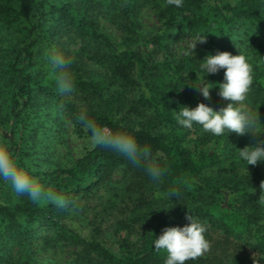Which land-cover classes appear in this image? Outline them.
Segmentation results:
<instances>
[{
	"label": "trees",
	"instance_id": "1",
	"mask_svg": "<svg viewBox=\"0 0 264 264\" xmlns=\"http://www.w3.org/2000/svg\"><path fill=\"white\" fill-rule=\"evenodd\" d=\"M150 6L159 22L152 30L141 21L142 11ZM100 20L115 29L118 42L101 29ZM66 35L71 42L79 40L75 52L68 44L58 48L57 41ZM202 36L210 52L230 53L238 42L263 62L252 66L245 103L264 134V0H217L207 8L203 0H183L179 8L167 0H0V144L14 152L20 133H44L43 119L54 115L60 130L62 119L68 118L88 136L78 120L84 112L99 125L134 135L138 144L150 146L149 162L167 169L156 183L143 163L134 165L107 147L95 146L70 167L32 173L41 177L46 189L64 196L66 204L33 202L26 194L0 204V253H9L11 237L27 240L36 224L76 240L62 222L83 220V202L121 172L125 189L120 196L112 194L104 210L118 214L117 231L134 233L138 241L123 239L118 253L95 241L86 243L92 264H165L167 254L155 249L153 240L165 227L186 225L189 215L205 226L209 250L186 264H253L252 255L264 258V205L258 203L257 188L264 181V163L248 165L247 172L237 156L238 149L264 135L215 136L203 131L194 153L183 145L179 133L185 128L174 118L173 111L182 106L192 108L199 102L216 110L228 103L218 88L217 94L210 90L207 100L193 89L203 82V56L173 59L174 44ZM147 46L153 49L150 55ZM53 52L71 61L67 69L74 83L71 94L58 89L47 59ZM159 53L163 60L158 63L152 57ZM205 79L222 82L223 69ZM221 151L231 159L227 166H222ZM204 168H215L221 180L206 183L201 176ZM172 191L178 196L168 195ZM100 229L92 226L94 234Z\"/></svg>",
	"mask_w": 264,
	"mask_h": 264
},
{
	"label": "clouds",
	"instance_id": "2",
	"mask_svg": "<svg viewBox=\"0 0 264 264\" xmlns=\"http://www.w3.org/2000/svg\"><path fill=\"white\" fill-rule=\"evenodd\" d=\"M167 4L179 8L183 6V0H167ZM203 40L202 36L197 42ZM196 43L189 47L185 55H194ZM47 59L56 74L58 89L64 94H71L74 83L67 71L71 61L59 52H53ZM200 68L205 73L202 77L203 82L192 86L193 89L205 100L209 99L210 89L213 87L208 86L205 76L216 74L223 69V80L217 84L218 95L228 103L216 110L199 102L192 108L182 106L179 110L173 111L177 124L189 130L194 124H198L203 131L215 136H222L225 133L228 135L235 133L238 136H244L246 133L264 135L259 132L260 120L245 103L252 84V67L247 57L240 51L236 55L227 51H217L215 54H206ZM78 120L89 133L88 140L93 147H107L134 165L143 163L146 174L153 182L159 183L165 175L167 171L165 167L149 162L152 156L150 146L138 144L134 135L99 125L88 119L84 112H81ZM161 131L166 134L168 129L164 128ZM237 156L245 162L247 172L248 165L264 163V139L238 149ZM0 182L9 185L17 196L26 194L33 202L46 201L57 207H64L66 204L64 196L54 190L46 189L32 175L31 163L28 160H22L4 144H0ZM168 195L177 197L178 193L172 191ZM258 203L264 205V181L260 184ZM186 219L188 220L186 225L165 227L153 240L155 249L166 252L165 264H186V261L194 260L209 250V242L204 235L205 226L192 215L187 216ZM259 261L260 264H264L261 259ZM253 264H257V259L253 260Z\"/></svg>",
	"mask_w": 264,
	"mask_h": 264
},
{
	"label": "rangeland",
	"instance_id": "3",
	"mask_svg": "<svg viewBox=\"0 0 264 264\" xmlns=\"http://www.w3.org/2000/svg\"><path fill=\"white\" fill-rule=\"evenodd\" d=\"M206 8L216 4L217 0H203ZM141 21L145 28L152 30L159 25V22L155 16L154 9L150 6L145 8L141 14ZM100 27L109 36L113 42H118L119 34L114 28H111L109 24L100 20ZM200 38H191L185 42L174 44L171 52L173 53V59L175 61L187 60L190 58L200 59L206 54H211L213 50L210 49L207 44V39L204 38L203 42H197ZM58 48H62L65 44H68V50L75 52L79 46V40L70 41L68 36H64L62 40H58ZM71 42V43H70ZM197 42V43H196ZM196 43L194 48V55H185V52L189 47ZM230 53L233 55L238 54V51L243 53L251 67L254 65H262L263 62L257 61L258 56L251 52L245 45L237 44L232 45ZM147 54L150 55L153 49L147 46ZM213 53H216L214 51ZM155 62H161L163 60L162 53L155 54L152 57ZM169 78L165 77L163 81L168 82ZM218 83H208L213 94H217L216 88ZM45 114V113H44ZM45 116V115H44ZM63 117V116H62ZM42 120V119H41ZM57 121V117L43 119L41 126L46 125V131L41 133L40 130L36 134L20 133L17 147L13 152L22 160L26 159L31 163L32 173H46L55 167L67 168L73 165V163L81 158L87 151L92 150L94 147L89 143L88 136L85 132L79 133L76 130L75 124L68 118L62 119L61 129L60 124ZM59 125V126H58ZM30 127H28L29 130ZM31 129V128H30ZM60 130V131H58ZM180 137L183 141V145L192 149L194 153L197 152L195 148L196 140L203 134V130L198 127H193L191 130L183 129L180 131ZM42 151H39V149ZM222 154V166H227L231 159L228 157L227 151H221ZM225 160V162H224ZM241 175H243V171ZM202 179L206 183L213 184L214 182L221 180V174L213 169L204 168L201 173ZM41 179V177H37ZM0 190V204L9 203L16 200L18 197L6 183H1ZM251 186H255L251 182ZM126 186V180L123 178L121 172H116L112 178V182L105 186L100 187L96 192V195L91 196L89 199L83 202L86 206L83 220H66L63 221V225L67 229L68 236L73 234L76 240H67L62 238L61 235L56 233V230L45 224H36L31 227V232L27 240H20L19 237H11L10 245L7 249L9 253H0V264H92L93 255L89 256V252L86 250V243L92 241L100 243L103 247L109 249L113 253L120 252V243L123 239H128L130 242L135 243L138 241L137 235L134 233H126V231L116 230V221L119 216L115 211L105 212V201L110 198L112 194L120 196ZM260 191V185L257 186ZM255 190V187L252 188ZM98 225L102 230L98 234H94L92 226ZM3 224L0 223V229ZM6 257L3 258V255ZM254 260L257 259V264H260L259 259L264 262L263 257H256L252 255ZM92 262V263H91Z\"/></svg>",
	"mask_w": 264,
	"mask_h": 264
}]
</instances>
